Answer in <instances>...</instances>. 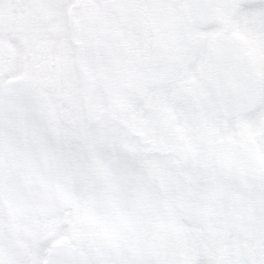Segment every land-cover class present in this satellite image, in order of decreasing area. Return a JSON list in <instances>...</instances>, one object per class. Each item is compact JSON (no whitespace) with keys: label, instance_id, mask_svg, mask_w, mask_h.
I'll return each instance as SVG.
<instances>
[{"label":"snow or ice","instance_id":"6c2138e0","mask_svg":"<svg viewBox=\"0 0 264 264\" xmlns=\"http://www.w3.org/2000/svg\"><path fill=\"white\" fill-rule=\"evenodd\" d=\"M0 264H264V0H0Z\"/></svg>","mask_w":264,"mask_h":264}]
</instances>
